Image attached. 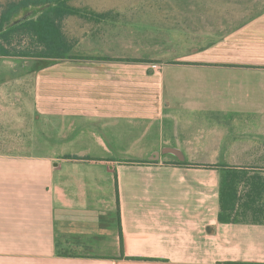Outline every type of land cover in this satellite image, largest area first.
<instances>
[{"label": "crops", "instance_id": "crops-1", "mask_svg": "<svg viewBox=\"0 0 264 264\" xmlns=\"http://www.w3.org/2000/svg\"><path fill=\"white\" fill-rule=\"evenodd\" d=\"M129 3L130 12L75 11L63 20L75 47L73 58L53 62L65 72L52 81L61 95H35L33 147L42 148L48 121L49 154L0 158V264H264V224L220 222L223 173L190 166L259 162L229 157L240 148L235 124L264 122V95L234 90L244 80L234 74L264 70V0ZM75 17L97 28L80 22L66 32ZM122 21L191 37L195 48L171 58L151 48L125 54L110 47ZM165 62L187 71L171 76L173 91ZM183 73L194 87L178 86L187 84ZM218 74L229 87L211 88ZM83 141V153L59 151ZM166 147L189 165L173 155L150 160Z\"/></svg>", "mask_w": 264, "mask_h": 264}, {"label": "rangeland", "instance_id": "rangeland-1", "mask_svg": "<svg viewBox=\"0 0 264 264\" xmlns=\"http://www.w3.org/2000/svg\"><path fill=\"white\" fill-rule=\"evenodd\" d=\"M22 1L24 0H0V16L9 5ZM129 1L66 0V3L74 11L87 13L108 11L130 12V8L133 5ZM144 5L137 3L136 8H141ZM80 22L91 23V28H97L95 24L98 23L97 20H78L75 17L70 19L69 23L66 24V32L73 33L77 28L81 29ZM133 22L130 25V22L127 23L126 21L122 26L116 27L120 29L117 31V33H120L117 37L120 38H117L115 43L111 41L110 44L112 45L110 47L116 48L125 54H133L131 53L133 51L144 52L149 48L151 50H162L164 55L170 56L169 58L189 52L193 47L195 48L194 39L191 37L170 36L171 39H168L165 35L166 29L145 21ZM12 42L13 46L17 49H32L33 47L31 40L24 35H16ZM173 49H176L177 52ZM160 54V52H157L155 55ZM174 63L177 62H165L167 66L165 69L170 72L168 89L172 91V77L176 73L178 75L179 73L187 72L184 67H179L178 64ZM53 64L52 62H38L22 58H0V158L22 156L25 154L48 156L51 139L50 123L48 121H42L41 136L38 132V138L41 137L42 148H39V146L33 147L34 128L37 126L39 128V125L35 124V95H61L52 90V81L53 78L61 75L64 76L65 72L56 73V69L58 68L54 67ZM158 69L159 71L164 70L160 66L154 68V70ZM215 71H218L219 74L222 73L217 68L214 69L213 73ZM185 74L183 73L182 75L186 76ZM219 74L217 82H212L211 84V88L217 91L221 89L220 87H229L225 81L221 83L223 79H219ZM234 76L240 77V79L244 78L241 82L239 80L234 82V90L241 92L242 89L244 90L243 92L247 91L248 95H264V70L246 69V71H241V73L234 74ZM247 77H249V80H247ZM179 80H182V76ZM184 81L187 83L186 85H178L181 86V89L183 86L184 89L186 87L188 89L194 87L190 76H186ZM181 82L184 84L183 81ZM199 95H202V92ZM219 103L222 104L220 100ZM223 107L225 108V106ZM261 107H264L263 101L260 102L259 108ZM224 108H221V111L224 112ZM240 108L245 109L244 107ZM237 112L240 113L241 110ZM218 119L225 121L224 116L218 117ZM256 129L258 130L257 135H259V138L248 139V135H254L249 131ZM234 132L239 137L235 139V145H238L237 147L240 148L235 149L233 155H230L229 158L233 160L259 159V162L228 164L234 168L229 169L230 177L226 173L222 174L219 189H221L224 177H228V184H232L233 182L237 188L239 200L230 204L231 207L226 212V215H232V218L243 222L264 224V139L262 138V135H264V122H256L255 118L250 117L246 121L243 120L240 124H235ZM18 139L24 140V143L31 144V146L16 147ZM20 144L23 145V143ZM74 145L76 146L61 147L59 151L79 154L89 149L86 141H83V143L78 142ZM250 145L254 147L249 148ZM247 146L248 148H245Z\"/></svg>", "mask_w": 264, "mask_h": 264}, {"label": "trees", "instance_id": "trees-1", "mask_svg": "<svg viewBox=\"0 0 264 264\" xmlns=\"http://www.w3.org/2000/svg\"><path fill=\"white\" fill-rule=\"evenodd\" d=\"M74 12L68 7L66 0H24L9 5L0 16V58H22L52 63L73 58L70 54L75 45L66 38L62 23L68 15ZM16 35L29 38L33 44L32 49H17L13 46L12 40ZM125 162L133 163L132 161ZM177 164L189 165L186 162ZM190 166L219 170L226 173L228 177H230L229 169L234 168L228 164ZM228 177H224L221 184L219 221L240 223L243 221L232 218V215H226L231 207L230 204L239 200L237 188L233 182L228 184ZM118 216H120L119 212ZM123 248L122 240V250Z\"/></svg>", "mask_w": 264, "mask_h": 264}, {"label": "water", "instance_id": "water-1", "mask_svg": "<svg viewBox=\"0 0 264 264\" xmlns=\"http://www.w3.org/2000/svg\"><path fill=\"white\" fill-rule=\"evenodd\" d=\"M162 155H173L180 162H184L185 161V156H184L182 151H180L179 149H176V148H169V147L164 148L161 152L154 153L151 156L150 160L151 161H158L161 158Z\"/></svg>", "mask_w": 264, "mask_h": 264}]
</instances>
